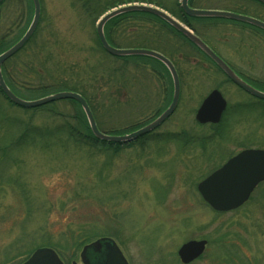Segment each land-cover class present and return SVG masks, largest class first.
<instances>
[{"label": "rangeland", "instance_id": "obj_1", "mask_svg": "<svg viewBox=\"0 0 264 264\" xmlns=\"http://www.w3.org/2000/svg\"><path fill=\"white\" fill-rule=\"evenodd\" d=\"M40 3L35 32L4 63L24 98L30 94L23 87H75L89 99L101 128L111 134L149 120L168 105L170 75L156 73L152 66L157 64L142 59L146 56L116 59L103 52L97 21L85 14L79 0ZM256 3L194 0L197 8L264 18V7ZM24 12L20 0L0 6V38L8 44L30 23L32 13ZM192 23L215 52L251 65V46L260 38L219 26L239 22L199 18ZM116 35L122 47L156 50L172 58L180 75L175 111L144 142L116 146L70 135L77 105L62 99L24 108L0 92V264H16L47 243L54 244L63 263L82 264L80 251L88 242H76L103 231H109L104 235L115 239L130 264H182L177 250L190 239L208 240L204 253L190 264H264V194L257 202L258 192L240 207L218 213L196 187L229 155L264 148L262 101L255 103L228 85L232 106L240 101L254 104L230 109L219 129L199 125L195 112L220 79L217 69L204 67L207 59L198 49L159 22L122 21ZM254 67L260 70V63ZM81 130L87 134L84 126ZM100 236L92 235L89 242Z\"/></svg>", "mask_w": 264, "mask_h": 264}, {"label": "water", "instance_id": "obj_2", "mask_svg": "<svg viewBox=\"0 0 264 264\" xmlns=\"http://www.w3.org/2000/svg\"><path fill=\"white\" fill-rule=\"evenodd\" d=\"M4 0H0V4ZM264 4V0H256ZM33 2V18L23 36L12 46L0 54V88L5 96L14 104L22 107H37L43 104L60 100L73 99L82 107L89 127L94 136L102 141L113 143H126L146 134L158 127L175 110L180 94L179 76L174 64L162 53L142 48H118L112 46L104 33L105 24L112 18L128 12H147L153 14L184 37L195 44L208 57L222 68L225 73L241 88L250 94L264 99V92L252 87L241 79L193 30L178 21L163 8L148 3H129L113 7L105 12L97 21L96 33L105 51L115 56L144 55L161 61L169 70L173 81V98L169 106L154 120L139 129L123 135H114L102 132L96 123L94 115L86 99L78 92L61 90L51 94L35 98L24 99L16 95L7 85L3 74L2 64L6 59L17 52L32 36L39 22L41 7L39 0ZM181 7L189 16L227 18L245 22L264 30V21L245 14L234 13L221 9H201L189 5V0H181ZM226 108V100L218 90H212L198 107L195 119L200 124L218 123ZM264 180V149L248 148L229 158L221 167L211 172L202 179L198 185V191L210 206L218 211H228L243 204L250 196L255 186ZM207 240H189L178 249V256L185 264L199 257L205 250ZM82 264H129L115 239L109 236L99 237L85 244L80 252ZM21 264H64L55 249L48 246L38 247ZM73 264H77L75 261Z\"/></svg>", "mask_w": 264, "mask_h": 264}, {"label": "trees", "instance_id": "obj_3", "mask_svg": "<svg viewBox=\"0 0 264 264\" xmlns=\"http://www.w3.org/2000/svg\"><path fill=\"white\" fill-rule=\"evenodd\" d=\"M79 2L81 4V7L84 9L85 14L93 22L97 21L98 18L103 13H105L107 10H109L110 8H112L114 6H118L120 4H127V3H133V2L151 3V4H154V5H157L159 7L164 8L169 13H171L173 16H175L177 19H179L181 22H183L184 24H186L190 28H192L194 30V32L199 35V32H198L197 28L192 23V20L196 19V18L186 15V13L183 11V9H182V7L180 5L179 0H172L169 3L167 2V0H79ZM189 3H190L191 6H193V7L195 6L194 5V0H189ZM32 10H33V6H32L31 1H29V4H28V16L31 15ZM128 20H136V21L143 20V21H146V22H159V23L167 26L168 28H170L172 31H174L179 36H181L183 39H185L181 34L176 32L173 28H171L161 18H159V17H157V16H155L153 14L147 13V12H138L137 11V12H128V13H124V14L118 15V16L110 19L105 24L104 33H105L106 39L108 40V42L111 45L116 46V47H122V44L119 41H117V39H116V36H117L116 34H117V31L119 29V26H120L121 22L122 21H128ZM97 39H98V37H97ZM98 44L101 47V49L103 50V52H105L104 49L101 46V43H100L99 39H98ZM9 45H10V43L8 44V41H6L5 38H0V53L4 49L9 47ZM106 54L108 56L112 57V58H116V59L122 58V57L112 56V55H110L108 53H106ZM142 59H145L147 61H151V62L157 64V65H153L152 66V68L156 71V73H159L160 68L162 70H166L165 66L161 62H159V61H157L155 59H152V58H149V57L148 58H142ZM157 67H158V69H157ZM3 74H4L5 80L7 81L8 85L15 91L16 94H18V95H20L22 97H27L26 94H23V92L19 91L20 89L17 88V85H15L14 82L11 80V78H9L10 77V72L6 70L5 66H3ZM23 88H24L23 90L25 92L30 94L29 98H35V97H38V96H43V95L52 93V92H54V90H57V89L58 90H63V89L67 90L68 89V90L78 91V90H76L75 87H71L70 88V87H67L66 85H60V86H57V87H52V85L43 84V85H39V86L23 87ZM0 92L3 94L1 89H0ZM79 93H81L85 97V99L88 101V104H89V106H90V108H91V110H92V112L94 114V117L96 119V122H97V125H98L99 129L101 131H103V132L110 133V132L104 131L101 128V125L99 124L96 112L94 111L93 106L90 103V101L87 98V96L83 92H79ZM63 101L69 102L70 104H72L74 106L77 105L79 107V112H76L73 115H71V117L76 122V125H70L69 126L70 135L73 136L74 138L80 140V141L88 142L89 139H87V138H90L92 142H94V143L97 142L98 139H96L94 137V135H93V133H92L90 127H89V124H88L87 118L85 116V113L82 110L80 104L76 100L69 99V98L68 99H63ZM55 102L56 101L48 103L46 105L54 104ZM162 110L159 109L154 115H158ZM222 123H223V121L221 123H219V124L211 125V126L215 127L214 129L216 130L217 128L218 129L220 128ZM141 125H143V123H137L136 125H134V126L130 127L129 129L123 131L122 133H126V132H128L130 130L136 129V128L140 127ZM83 126L87 130V134L86 135L83 134V131L81 130V128ZM17 132H19V127H18V131ZM108 143L112 144V145H116V146H120L121 145V144H114V143H111V142H108ZM203 143L205 144V140H204ZM131 144H134V142L131 143ZM4 146H6V145H3L2 147H4ZM108 233H109V231H103V232L92 233V235L100 236V235H104V234H108ZM92 235L86 236L83 240L76 242V244H81L83 242H89V240L91 239ZM113 235H115V234H113ZM46 245L55 247L54 244H52V243H47ZM24 259L20 260L16 264L21 263Z\"/></svg>", "mask_w": 264, "mask_h": 264}, {"label": "flooded vegetation", "instance_id": "obj_4", "mask_svg": "<svg viewBox=\"0 0 264 264\" xmlns=\"http://www.w3.org/2000/svg\"><path fill=\"white\" fill-rule=\"evenodd\" d=\"M21 1V8L22 10H24L25 12L23 13V16H27L28 14V4H29V0H20ZM257 4V3H256ZM259 5V3H258ZM261 20H264L263 17L260 16H256ZM232 21V20H231ZM237 22V21H236ZM240 23V22H239ZM242 24V25H240ZM238 25H235L233 23H225V24H219V26L221 28H225L228 29L229 26L232 29H236L234 32L238 33V35L244 33V32H251L255 37H259L260 38V42H256V44L254 43L253 46H251V50H252V57H253V61L251 63L250 66H245V65H240V63L238 64V62L232 60V58L228 57L227 55H225L224 53H222V51L218 50L219 52H216V54L240 77L242 78L246 83H248L249 85H251L252 87L264 92V30L250 25V24H244V23H240ZM244 27V28H242ZM218 29V28H217ZM254 31V33L252 32ZM187 43H189L191 46H193L194 48H196L193 44H191L189 41L185 40ZM197 49V48H196ZM230 49V48H229ZM198 51L207 59L206 61L202 62V64L204 65V67H215L217 69V72L220 73L221 77L220 79L217 81V83L215 82V85H213L212 89L209 91L211 92L212 90H218L222 96L225 98L226 100V108L222 114V119L225 117L226 120V114H228L230 109H234L237 106H249V105H253L254 102L255 103H261L260 101H262V109L264 111V100L257 98L253 95H251L250 93H248L247 91H245L243 88L239 87L237 84H235V82L225 73V71L219 67V65L217 63H215L213 60H211L206 54H204L202 51H200L198 49ZM259 51H261V57L259 56ZM251 60V58H249ZM260 60V61H259ZM260 63V70H256V67H254V65H259ZM205 71V69H203ZM155 71V70H154ZM228 85H234V87H236L238 89V91H240V93H244L246 94L248 97H252L254 99V102H249V101H240L238 103H236L234 106H232L233 104H231V99L227 94V91L225 90V88ZM236 102V101H235ZM221 119V120H222ZM228 119V118H227ZM148 134L141 136L145 137ZM237 153V152H236ZM235 154V153H234ZM233 155V154H232ZM230 155V156H232ZM229 156V157H230ZM227 157V158H229ZM225 162V161H224ZM223 162V163H224ZM222 163V164H223ZM264 186V181H261L260 183L257 184V186L255 187V189L253 190V192L251 193L249 200H251L254 195L258 192L259 195L256 196L255 200L256 202L258 201L257 198L261 197V195L264 194L263 191V187ZM225 213V212H222Z\"/></svg>", "mask_w": 264, "mask_h": 264}]
</instances>
